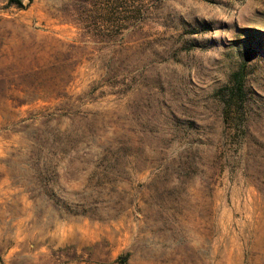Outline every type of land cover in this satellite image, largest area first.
Segmentation results:
<instances>
[{
  "label": "rangeland",
  "instance_id": "374dc122",
  "mask_svg": "<svg viewBox=\"0 0 264 264\" xmlns=\"http://www.w3.org/2000/svg\"><path fill=\"white\" fill-rule=\"evenodd\" d=\"M19 1L2 264H264V0Z\"/></svg>",
  "mask_w": 264,
  "mask_h": 264
},
{
  "label": "trees",
  "instance_id": "16d2710c",
  "mask_svg": "<svg viewBox=\"0 0 264 264\" xmlns=\"http://www.w3.org/2000/svg\"><path fill=\"white\" fill-rule=\"evenodd\" d=\"M10 3H20L19 0H9ZM235 78H236V87L239 89V90H242V75H241V69L237 70L235 72Z\"/></svg>",
  "mask_w": 264,
  "mask_h": 264
},
{
  "label": "water",
  "instance_id": "95a60500",
  "mask_svg": "<svg viewBox=\"0 0 264 264\" xmlns=\"http://www.w3.org/2000/svg\"><path fill=\"white\" fill-rule=\"evenodd\" d=\"M0 264H2V260H1V257H0Z\"/></svg>",
  "mask_w": 264,
  "mask_h": 264
}]
</instances>
